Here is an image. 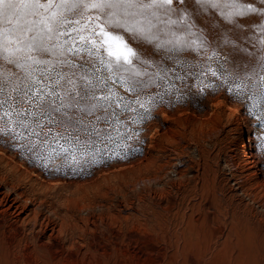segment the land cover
Masks as SVG:
<instances>
[{"label": "rangeland", "instance_id": "374dc122", "mask_svg": "<svg viewBox=\"0 0 264 264\" xmlns=\"http://www.w3.org/2000/svg\"><path fill=\"white\" fill-rule=\"evenodd\" d=\"M219 52L229 67L240 55ZM194 84L177 81L180 92L143 122L123 113L118 131L101 123L112 139L89 143L75 160L46 163V150L0 135V155L28 173L19 178L0 157V174L28 203L21 211L0 205V264H264V129L245 110L247 98ZM248 138L257 174L245 163Z\"/></svg>", "mask_w": 264, "mask_h": 264}, {"label": "snow or ice", "instance_id": "6c2138e0", "mask_svg": "<svg viewBox=\"0 0 264 264\" xmlns=\"http://www.w3.org/2000/svg\"><path fill=\"white\" fill-rule=\"evenodd\" d=\"M226 46L240 54L232 67ZM0 59L19 70L0 65V135L46 163L112 139L99 125L118 131L123 113L151 118L190 77L247 98L264 129V0H0Z\"/></svg>", "mask_w": 264, "mask_h": 264}, {"label": "bare ground", "instance_id": "6f19581e", "mask_svg": "<svg viewBox=\"0 0 264 264\" xmlns=\"http://www.w3.org/2000/svg\"><path fill=\"white\" fill-rule=\"evenodd\" d=\"M250 138L247 139V142L245 141L243 145V152L244 154H247V159H246V164L250 166V168L253 169V173L257 174L259 172L257 168V163H256V158L252 153L250 143ZM0 157L8 163V165H11L14 170H16V173L18 172L19 178L22 176L28 175L27 170L26 171H21L16 165H13L11 161L6 159L4 156L0 155ZM13 159V158H12ZM4 162V161H3ZM16 163V162H15ZM22 167V166H21ZM11 168V167H10ZM1 171V170H0ZM11 172V171H10ZM7 173V172H6ZM254 175V174H253ZM10 174H0V205L4 206V210H9V209H14V210H24L26 207L27 202H24L23 200L25 199V192L23 190H20L19 187L20 185L17 183H14L13 181L10 182L9 180ZM25 179V178H24ZM35 179V178H34ZM68 186V185H67ZM8 187V189H7ZM82 189V188H80ZM35 190V189H34ZM74 191V190H73ZM28 192V191H27ZM37 194V193H36ZM79 194V193H78ZM81 194V193H80ZM76 195V194H75ZM50 197V196H49ZM52 197V196H51ZM84 197V196H83ZM29 198V197H28ZM56 198V197H55ZM30 199V198H29ZM46 200V199H45ZM48 201V200H46ZM67 201V200H66ZM76 201V200H75ZM78 201V200H77ZM89 201V200H88ZM45 202V201H44ZM43 202V203H44ZM69 202V201H68ZM37 203V202H36ZM62 203V202H61ZM73 204V202H70ZM77 203V202H76ZM52 204V203H51ZM65 205V203H64ZM69 205V204H68ZM50 206V205H49ZM63 206V205H62ZM70 206V205H69ZM38 207V205L36 206ZM47 207V206H46ZM67 207V206H66ZM55 208V207H54ZM53 208V209H54ZM58 209V208H57ZM31 210V209H30ZM49 211V210H48ZM71 211V209H70ZM29 213V212H28ZM69 213V212H68ZM71 214V213H70ZM28 215V214H27ZM12 216V215H11ZM44 216V215H43ZM70 216V215H68ZM31 218V217H30ZM63 219V218H62ZM28 220V219H27ZM5 221V220H4ZM12 221V220H11ZM15 221V220H14ZM22 221V220H21ZM17 223V222H16ZM42 223V221H41ZM22 224V223H21ZM1 223H0V228H1ZM38 225V224H37ZM6 226V225H5ZM34 226V225H33ZM81 227V226H80ZM61 228V226H60ZM59 228V229H60ZM6 229V228H5ZM23 229V228H22ZM34 230V229H33ZM61 230V229H60ZM21 231V230H20ZM19 231V232H20ZM25 233V232H24ZM27 234V233H26ZM70 234V233H69ZM74 234V233H73ZM70 238V237H69ZM27 239V238H26ZM18 243V242H17Z\"/></svg>", "mask_w": 264, "mask_h": 264}]
</instances>
